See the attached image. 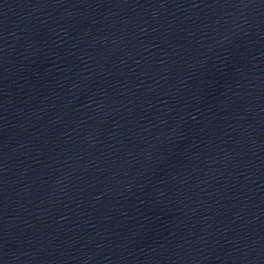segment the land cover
Masks as SVG:
<instances>
[{"label": "water", "instance_id": "obj_1", "mask_svg": "<svg viewBox=\"0 0 264 264\" xmlns=\"http://www.w3.org/2000/svg\"><path fill=\"white\" fill-rule=\"evenodd\" d=\"M0 264H264V0H0Z\"/></svg>", "mask_w": 264, "mask_h": 264}]
</instances>
